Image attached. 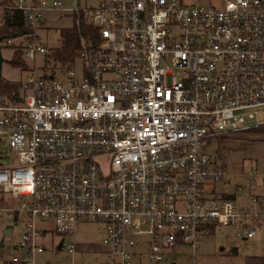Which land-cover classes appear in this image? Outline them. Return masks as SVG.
<instances>
[{
	"label": "built area",
	"instance_id": "2783aa9c",
	"mask_svg": "<svg viewBox=\"0 0 264 264\" xmlns=\"http://www.w3.org/2000/svg\"><path fill=\"white\" fill-rule=\"evenodd\" d=\"M220 1L79 8L97 35L64 64L36 33L62 0H15L31 29L3 40L51 62L27 72L19 93L0 94L14 155L0 163V214L25 215L0 264H35L52 228L73 235L82 221L104 225L103 264L169 259L213 223L264 235V167L225 187L221 154L204 148L210 136L264 125V0ZM66 246L74 253L75 239Z\"/></svg>",
	"mask_w": 264,
	"mask_h": 264
},
{
	"label": "rangeland",
	"instance_id": "374dc122",
	"mask_svg": "<svg viewBox=\"0 0 264 264\" xmlns=\"http://www.w3.org/2000/svg\"><path fill=\"white\" fill-rule=\"evenodd\" d=\"M14 1V0H13ZM103 0H62L58 7H48L43 20L36 27L39 42L48 50L59 45L62 41L60 30L74 24L77 9L97 5ZM185 2L203 3L207 5L219 4L220 0H184ZM3 4L0 5V13ZM79 14V13H78ZM5 57L2 76L11 80L22 81L27 72L36 69L39 73L51 61L45 60V54L39 52L36 60H31L23 54L24 65H13L9 60L13 57L18 46L1 42ZM76 68H81L80 65ZM22 90V89H21ZM7 131L0 126V163L14 160L11 147L7 140ZM209 144L204 148L213 153H220L226 171L231 181L225 187H231L235 175L253 166L264 167V132L247 129L231 132L226 136H210ZM8 197L10 193H3ZM4 197V196H3ZM5 200V198H4ZM3 200V201H4ZM25 215L20 213L19 220L8 218L5 213L0 214V257L10 259L17 247L24 229ZM12 227L13 234L6 230ZM104 225L97 221H82L77 224L73 235L61 234L55 229L42 239L46 245L43 253L36 257L35 264H103L106 247ZM64 239L65 243L59 247ZM77 241L74 253L69 252L66 244L70 240ZM249 256H264V235L253 239L244 238L239 225L211 224L197 243L196 247L183 245L175 249L173 257L149 263L146 259L142 264H246Z\"/></svg>",
	"mask_w": 264,
	"mask_h": 264
},
{
	"label": "trees",
	"instance_id": "16d2710c",
	"mask_svg": "<svg viewBox=\"0 0 264 264\" xmlns=\"http://www.w3.org/2000/svg\"><path fill=\"white\" fill-rule=\"evenodd\" d=\"M3 4L2 12L0 13V35L4 37H12L22 34L31 28L23 15V12L16 6L15 0H0V5ZM75 22L70 27H65L60 30L62 41L59 45L53 47L48 56H50L55 63L62 62L69 64L73 62L81 48V41L83 39H95L97 35V28L88 24L81 14L75 13ZM23 46H18L15 49L13 57L9 60L13 65H24ZM21 82L11 80L5 76H0V94H8L14 96L19 93ZM256 132H264V125L251 128ZM4 198H0L2 202ZM246 264H264V256H249L246 259Z\"/></svg>",
	"mask_w": 264,
	"mask_h": 264
},
{
	"label": "water",
	"instance_id": "95a60500",
	"mask_svg": "<svg viewBox=\"0 0 264 264\" xmlns=\"http://www.w3.org/2000/svg\"><path fill=\"white\" fill-rule=\"evenodd\" d=\"M3 38H4V36L0 35V76H2V67H3V62L5 60V57H4L3 52H2V45H1V41L3 40ZM6 233L9 235H12L13 234V228L9 227L6 230ZM62 245H63V242H60L59 247H61Z\"/></svg>",
	"mask_w": 264,
	"mask_h": 264
},
{
	"label": "crops",
	"instance_id": "0c3cea01",
	"mask_svg": "<svg viewBox=\"0 0 264 264\" xmlns=\"http://www.w3.org/2000/svg\"><path fill=\"white\" fill-rule=\"evenodd\" d=\"M76 241V240H75ZM76 243H77V241H76ZM104 258H105V254H104Z\"/></svg>",
	"mask_w": 264,
	"mask_h": 264
}]
</instances>
